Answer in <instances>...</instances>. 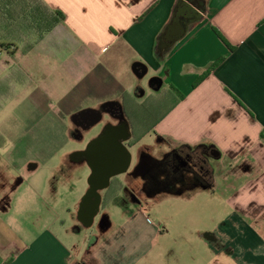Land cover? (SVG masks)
<instances>
[{
	"label": "crops",
	"instance_id": "0c3cea01",
	"mask_svg": "<svg viewBox=\"0 0 264 264\" xmlns=\"http://www.w3.org/2000/svg\"><path fill=\"white\" fill-rule=\"evenodd\" d=\"M26 91L37 124L69 122L78 142V129L92 135L86 150L60 151L33 134L31 150L26 129L0 131V264H264V0H0V111ZM150 136L166 147L155 163L208 147L247 175L225 197L221 226L194 228L185 213L179 230H142L138 210L109 214L136 187L132 149ZM214 172L162 193L203 192L217 205L230 182ZM65 218L95 229L83 247Z\"/></svg>",
	"mask_w": 264,
	"mask_h": 264
},
{
	"label": "rangeland",
	"instance_id": "374dc122",
	"mask_svg": "<svg viewBox=\"0 0 264 264\" xmlns=\"http://www.w3.org/2000/svg\"><path fill=\"white\" fill-rule=\"evenodd\" d=\"M32 94L33 93L30 91H26L21 94V97L18 95L17 99H8L5 103H3L4 108H2L0 111V131H5V133L8 135V138L11 139L20 133L19 129H26L27 135L24 138L25 143H23L22 149L26 148L32 150V148H34L33 144L31 143V138L32 135L35 134V137L42 136V139L45 142V148L60 149V151L86 150L90 144L89 142L87 143V140L92 135V133H82L80 137L82 138V142H78L74 139L76 131H73V127L69 122L56 123L54 120H45L40 124L35 122L37 121V118L34 114L35 112L30 110V101L34 96H31ZM64 130H68V134L71 133V138L66 139L62 136ZM55 133H59L58 137L53 135ZM9 147L14 149L16 148L15 144L9 145ZM165 149L166 147L161 146L160 143L157 140H154L152 136L146 137L141 142H139L134 149H132L134 159L133 164H137L136 160L141 158L142 154L144 153L149 157H159V155ZM106 151H108V149H106ZM210 162L215 170L214 178L217 180L216 182L221 184H223L225 181L230 182V188L227 187L218 190L219 193L217 192V194H219L220 197L217 205L214 204L212 206L210 205V202H206V193L203 192L193 193L184 197L162 193L163 191H171V193H176L179 192L180 189L191 187L194 184H176L173 186L160 187L155 191H160L161 193H159L156 197H153L152 194H148V192L143 190L141 179H138L135 184L136 187L133 189L138 200L133 202L132 191L125 187L121 197L123 199L121 202L123 204V209L119 211V209L116 207L111 206L107 210L109 214H123L122 218H126V212L128 214H131L132 212L136 214V210H138L140 216L139 226L142 228V230V224H144V222L148 226H155V228L159 231L163 229L179 230V228L182 227V224L180 223L181 218L179 216L180 214L185 213L192 214L197 218V220L195 217L191 218L194 219L191 222L194 224V228L202 227L205 229H213L217 225L221 226L223 223L222 219L231 213V209L223 202L225 197H227L230 192L234 191V188L232 187L237 188L243 184L247 179V175L242 173L241 175L235 176L232 174V172L229 173L228 171H230V168L227 166L228 161L225 158H213L210 159ZM132 169H134V167ZM42 177L44 180L47 179L46 172L42 174ZM155 191L153 190L151 193H154ZM121 222L122 221H119L118 224ZM31 223L32 222L28 220V216L23 218V224H26L29 228ZM48 223L50 222H45V225ZM60 225L70 227L71 233L73 235L72 241L76 242L77 245H80L81 247H83V244L86 240L85 232H87V230L89 232H95L94 228L86 229L83 227L84 225H81L75 218H65V220H63ZM115 229H117V227Z\"/></svg>",
	"mask_w": 264,
	"mask_h": 264
},
{
	"label": "flooded vegetation",
	"instance_id": "af4514ba",
	"mask_svg": "<svg viewBox=\"0 0 264 264\" xmlns=\"http://www.w3.org/2000/svg\"><path fill=\"white\" fill-rule=\"evenodd\" d=\"M123 125L125 124H122V126ZM78 133L81 136L82 131L78 129ZM124 141L129 147L130 145L128 144L129 142H127V138ZM101 142L105 144L106 141L104 140ZM94 149L90 148L89 150L93 152ZM123 149V147L120 149L119 146H116L115 150L125 152ZM215 153L216 150L208 147L197 149L179 148L173 151V153L167 156L161 163H155L144 153L138 165L136 164L134 169L129 172L128 177L134 178L140 176L143 190L148 192V194H152L151 192L153 190L155 191L160 187L173 186L176 184L188 185L189 183H205L208 182L214 172V167L210 159L215 158ZM127 188L132 191V196H136L133 188ZM91 200L92 197H90L89 205L87 206L88 210L93 207L94 204L92 202H94L95 198L92 202Z\"/></svg>",
	"mask_w": 264,
	"mask_h": 264
},
{
	"label": "water",
	"instance_id": "95a60500",
	"mask_svg": "<svg viewBox=\"0 0 264 264\" xmlns=\"http://www.w3.org/2000/svg\"><path fill=\"white\" fill-rule=\"evenodd\" d=\"M191 4H192L193 6H195V3H194V2H191ZM116 146H117V145H115V144L112 143V142H109V143L107 144V146L105 145L106 149H108V150H110V151H111V150H115V149H116ZM107 152H108V151H107ZM214 157H215V158H218V157H219V153H218L217 151H216ZM110 160H111L110 157H109V158L106 157V158L103 159V163H105V164H109ZM129 164H130V156L127 157V165H126V167H125V170L128 169ZM90 197H91V194L86 198V203H85V205L83 206V207H84V210H87V209H88L87 206L89 205ZM84 216H87V214H86V215L84 214Z\"/></svg>",
	"mask_w": 264,
	"mask_h": 264
},
{
	"label": "trees",
	"instance_id": "16d2710c",
	"mask_svg": "<svg viewBox=\"0 0 264 264\" xmlns=\"http://www.w3.org/2000/svg\"><path fill=\"white\" fill-rule=\"evenodd\" d=\"M212 71V68L211 69H209L208 71H206L199 79H198V83L200 82V81H202L210 72ZM261 137H264V131L262 132V134H261ZM3 143H4V141H3V139L0 137V146L1 145H3ZM195 149H197V148H195ZM165 160V159H164ZM163 160V161H164ZM163 161H161V162H163ZM161 162H159V163H161Z\"/></svg>",
	"mask_w": 264,
	"mask_h": 264
}]
</instances>
